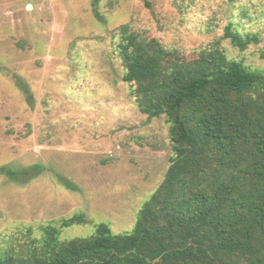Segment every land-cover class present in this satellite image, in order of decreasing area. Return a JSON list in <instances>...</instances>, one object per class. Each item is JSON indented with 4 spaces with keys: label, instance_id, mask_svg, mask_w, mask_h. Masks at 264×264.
<instances>
[{
    "label": "rangeland",
    "instance_id": "1",
    "mask_svg": "<svg viewBox=\"0 0 264 264\" xmlns=\"http://www.w3.org/2000/svg\"><path fill=\"white\" fill-rule=\"evenodd\" d=\"M255 33L246 51L228 24ZM195 58L220 44L264 74V0H0V245L84 214L64 239L134 229L173 156L165 117L137 108L118 27ZM29 171L30 173H25Z\"/></svg>",
    "mask_w": 264,
    "mask_h": 264
},
{
    "label": "trees",
    "instance_id": "2",
    "mask_svg": "<svg viewBox=\"0 0 264 264\" xmlns=\"http://www.w3.org/2000/svg\"><path fill=\"white\" fill-rule=\"evenodd\" d=\"M113 35L138 110L169 125L165 178L132 231L101 223L64 239L88 223L76 215L0 245V264H264V74L220 44L189 59L129 24ZM222 39L242 52L261 42L232 23Z\"/></svg>",
    "mask_w": 264,
    "mask_h": 264
}]
</instances>
